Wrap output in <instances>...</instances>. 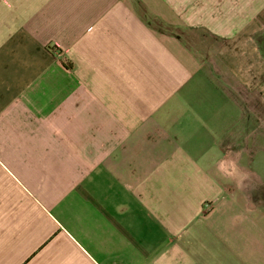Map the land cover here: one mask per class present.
I'll use <instances>...</instances> for the list:
<instances>
[{"label":"crops","instance_id":"1","mask_svg":"<svg viewBox=\"0 0 264 264\" xmlns=\"http://www.w3.org/2000/svg\"><path fill=\"white\" fill-rule=\"evenodd\" d=\"M0 264H264V0H0Z\"/></svg>","mask_w":264,"mask_h":264},{"label":"rangeland","instance_id":"2","mask_svg":"<svg viewBox=\"0 0 264 264\" xmlns=\"http://www.w3.org/2000/svg\"><path fill=\"white\" fill-rule=\"evenodd\" d=\"M153 26H155L160 32L162 33H165V27H162L161 25H157V24H154L153 23ZM182 28L178 29L177 31L181 32ZM183 35L185 36V39L190 41L191 45H194L195 48H197V42L202 40L208 44H212L213 41H212V38L208 37V36H204L203 37V34L202 32H199V31H194V30H185L183 31Z\"/></svg>","mask_w":264,"mask_h":264},{"label":"built area","instance_id":"3","mask_svg":"<svg viewBox=\"0 0 264 264\" xmlns=\"http://www.w3.org/2000/svg\"><path fill=\"white\" fill-rule=\"evenodd\" d=\"M58 52H59V54H61L60 51H58Z\"/></svg>","mask_w":264,"mask_h":264}]
</instances>
